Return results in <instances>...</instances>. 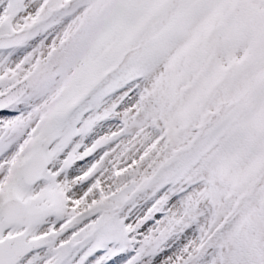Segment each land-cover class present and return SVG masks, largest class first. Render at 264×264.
Wrapping results in <instances>:
<instances>
[{"label": "snow or ice", "instance_id": "snow-or-ice-1", "mask_svg": "<svg viewBox=\"0 0 264 264\" xmlns=\"http://www.w3.org/2000/svg\"><path fill=\"white\" fill-rule=\"evenodd\" d=\"M0 264H264V0H0Z\"/></svg>", "mask_w": 264, "mask_h": 264}]
</instances>
